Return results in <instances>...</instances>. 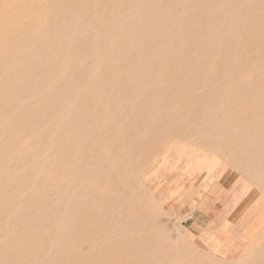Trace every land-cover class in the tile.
Returning a JSON list of instances; mask_svg holds the SVG:
<instances>
[{
  "label": "bare ground",
  "instance_id": "1",
  "mask_svg": "<svg viewBox=\"0 0 264 264\" xmlns=\"http://www.w3.org/2000/svg\"><path fill=\"white\" fill-rule=\"evenodd\" d=\"M16 1L0 0V264H200L143 209L140 167L182 119L212 134L180 103L217 95L185 87L201 80L264 173V0H32L44 39L18 6L3 16ZM249 215L244 238L264 223Z\"/></svg>",
  "mask_w": 264,
  "mask_h": 264
},
{
  "label": "rangeland",
  "instance_id": "2",
  "mask_svg": "<svg viewBox=\"0 0 264 264\" xmlns=\"http://www.w3.org/2000/svg\"><path fill=\"white\" fill-rule=\"evenodd\" d=\"M139 1L148 2L140 12L154 9L151 0ZM12 6L19 7V32L22 30L29 35L38 33L35 26L46 17L44 8L37 7L32 0H17L7 5L3 16L9 13ZM239 15L243 17L242 12ZM127 20H133V17ZM136 25L141 26L139 23ZM39 35L43 39L46 36L45 32H39ZM23 45L26 43L19 39V47ZM230 79L235 88L238 79L235 76ZM251 79L252 76L243 74L240 82L244 84ZM185 87L195 88V92L201 94L207 89H213V94L217 92V95L209 93L198 101H180L187 106L198 103L199 109L212 113V134L200 129L201 119L179 121V126L163 138L158 149L140 167L141 193L147 201L142 200V207L155 218L169 242L191 249V258L200 264H248L259 248L264 249V223L252 237L244 238L242 224L245 221L241 219L245 213H250L247 222L251 223L253 216L264 215V173L259 162L262 155L257 151L251 153L252 148L247 151L242 115L231 113V102L220 96L221 92L216 91L210 82L194 80ZM179 153L188 158L185 160ZM220 198L225 199L226 204L231 203L234 209L228 211L230 213L222 221L214 222L216 212L220 211L214 203H218ZM204 205L208 208L206 216L203 214L207 218L196 215ZM200 219L207 221L200 225L204 223ZM225 226L226 237L220 232ZM7 238L2 237L0 242ZM225 238L231 240L233 248H222ZM215 240H218V247L214 244ZM50 247L51 251H55L54 245ZM43 259L40 264H47L45 261L48 258L45 256Z\"/></svg>",
  "mask_w": 264,
  "mask_h": 264
},
{
  "label": "crops",
  "instance_id": "3",
  "mask_svg": "<svg viewBox=\"0 0 264 264\" xmlns=\"http://www.w3.org/2000/svg\"><path fill=\"white\" fill-rule=\"evenodd\" d=\"M180 157H183V158H185V160H186V155H184V153H179L178 154ZM188 158V157H187ZM192 161V160H191ZM191 163V162H190ZM189 167H190V164L188 165ZM196 171H194V172H197L198 170H200V168L199 169H195ZM193 172V173H194ZM192 173V174H193ZM222 202V203H221ZM226 202V200L224 199H219L218 200V203L217 202H215L214 203V205L216 206H218L219 208H220V211L217 213L216 212V214H215V218L213 219V221L214 222H220V221H222V219H223V217L226 215V214H228V213H230L231 212V210L232 209H234V208H232L231 207V203H228V204H226L225 203ZM214 207V206H213ZM207 207H205V205L202 207V208H200L198 211H197V213H196V215H198V216H204L203 214H205V216H206V211H207ZM228 211H230V212H228ZM247 214L245 213L243 216H242V218L241 219H243L244 220V218L245 217H247L246 216ZM204 216V217H205ZM205 218H207V217H205ZM234 219V218H233ZM201 220V222H204V223H200V225H204L205 223H206V221L207 220H203L202 221V219H200ZM199 225V224H198ZM242 228V227H241ZM220 232L222 233V235L223 236H227V232H226V226L225 227H222V229L220 230ZM239 237H240V235H239ZM219 239V238H218ZM217 243H218V240H215L214 241V244H215V246H217L218 247V245H217ZM229 248V247H234V245L232 244V242H231V240L229 239V238H225V241H224V246H222V248Z\"/></svg>",
  "mask_w": 264,
  "mask_h": 264
}]
</instances>
